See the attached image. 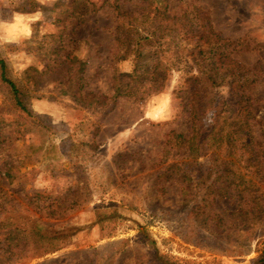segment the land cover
Returning a JSON list of instances; mask_svg holds the SVG:
<instances>
[{"label": "rangeland", "instance_id": "374dc122", "mask_svg": "<svg viewBox=\"0 0 264 264\" xmlns=\"http://www.w3.org/2000/svg\"><path fill=\"white\" fill-rule=\"evenodd\" d=\"M112 2L0 0V55L28 111L0 77V264H256L264 0ZM169 20L184 36L164 87L115 98V76L132 80L129 44L137 33L149 38L150 68ZM201 51L224 53L229 74L192 117ZM67 56L86 63L79 91L64 84ZM225 122L250 132L244 160L234 156L257 185L250 190L200 181L211 166L204 151L216 146L203 139ZM172 131L189 141L174 146ZM217 157L221 166L229 158ZM36 229L59 239L37 242Z\"/></svg>", "mask_w": 264, "mask_h": 264}, {"label": "trees", "instance_id": "16d2710c", "mask_svg": "<svg viewBox=\"0 0 264 264\" xmlns=\"http://www.w3.org/2000/svg\"><path fill=\"white\" fill-rule=\"evenodd\" d=\"M124 1L126 0H113L111 4L114 8L117 9L119 7L120 2ZM142 1H146L150 4L154 2L159 4L164 3V0ZM163 26V24L160 26L162 32L165 33L163 35L164 37L161 36V38H164L163 43L161 44L162 48L159 53H156L157 56L151 57L153 63L150 65V68H148L147 64H144L142 61L145 57V54L148 52L146 49V45L147 41H149V38L141 35L140 33H137L135 39L129 44V46L127 47V54L132 59L133 70L131 74L126 76L124 75V77L128 76L132 80L127 85H124L122 75L117 74L115 76V98L132 94L143 95L151 90L158 91L164 87L167 78V73L172 68V65L178 58V53L175 50V47L177 46L178 41L184 36V34H180L179 25L176 22L173 23L172 20H169L164 26V28ZM217 36L218 37L216 38L220 40L219 35ZM203 52L204 51L200 52L201 55H204V65L202 67L203 69L199 71V75L195 78L196 85L195 88H193V103L190 113L192 117L195 114L198 104H209L212 102L210 97L212 90L214 88L222 86L227 80L226 76H228L229 74L228 70H225L223 72L221 69L223 61L228 58L226 55H224V53L217 54L215 52L213 55V53L205 54ZM66 60H68L69 62V68L68 75L64 84L68 86L70 91H79L83 87L82 74L85 70L86 63L78 59L76 56H67ZM0 77L1 81L9 87L10 93L13 95V99L15 100V103L18 108L22 111L28 112L20 98L19 88L17 87L16 83L7 76V64L6 61L1 57V55ZM132 85H136L137 88ZM220 131H222L221 135L219 137H216V133L219 134ZM172 135L174 139V146L176 147H183L185 143L189 141L184 137L182 133H175V131H172ZM210 136H214L216 146L213 149L212 147H209V149L204 151V154L209 155L210 157L211 166L206 172V177H201L200 181L203 182L206 179V183H214L223 180V183L226 184V186H234L235 188H238L241 191H247L248 189L250 190L254 188V186H257L256 183L252 182L246 175V173L248 172L245 171V173L244 169H242L240 166H237L234 158L236 154L239 155V162L244 160V156L247 155V148L250 144H252L250 132H247L245 128L236 129L234 125L225 122L223 123V126H215V128L212 129L208 136L203 139V142H206ZM218 151L223 152L225 154V158L229 157L228 161H226L225 164H223L222 166L218 163ZM245 167L247 166L245 165ZM7 177H10V173H7ZM6 236L7 238H11L12 233L9 232ZM32 236L33 239L37 242L41 240L54 241L59 239V236L56 233L48 234L37 229L32 232ZM52 250L45 249L43 250V254L49 253ZM255 263L264 264V249L258 255L257 259L255 260Z\"/></svg>", "mask_w": 264, "mask_h": 264}]
</instances>
